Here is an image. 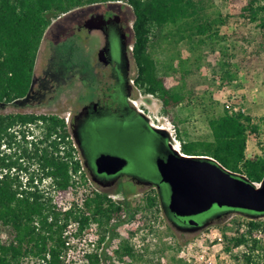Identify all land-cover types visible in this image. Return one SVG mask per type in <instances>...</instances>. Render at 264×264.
Returning a JSON list of instances; mask_svg holds the SVG:
<instances>
[{"label":"trees","instance_id":"16d2710c","mask_svg":"<svg viewBox=\"0 0 264 264\" xmlns=\"http://www.w3.org/2000/svg\"><path fill=\"white\" fill-rule=\"evenodd\" d=\"M115 1L120 0H0V103L10 104L25 99L30 93L39 50L52 25V18L80 7ZM220 1L233 15L214 17L209 14L208 9L214 7L215 0H125L134 13L135 89L157 98L162 103L163 113L177 124L178 107L190 102L194 92L192 89L189 94L176 91L168 77L159 75L149 49L160 31L173 27L181 34L179 40L196 37L211 40L212 31L218 36L216 26L228 25L232 17L248 24L256 23L260 32L251 38L255 48L249 56L245 54L241 58L240 66L248 73L262 61L264 0ZM233 36L249 43V37L243 33L236 32ZM199 44H205V41ZM219 53L227 68L231 69L233 62L229 59L232 57L227 52ZM225 76L229 82L237 78L229 71ZM28 124L35 125L40 131L31 149L25 138L26 131L22 129L20 132L25 143L17 144L19 151H0V264H25L26 260H34L36 264H66L63 260L67 250L65 233L72 223L78 224L75 236L97 224L102 231V244L111 227L133 215L129 214V204L117 203L110 195L98 191L87 197L82 207L63 211L60 203L76 185L74 177L79 176L82 185H88L89 181L83 173L79 152L73 146L68 124L57 115H0V147L3 142L10 147L16 143L14 133L9 131L11 128ZM208 124L211 139L180 141L182 153L211 157L251 183H261L264 179V153L255 158L247 157L249 136L259 137L260 128L245 113L243 106L210 116ZM22 175L28 177L27 185L22 183ZM45 179H50L51 183L43 185ZM36 180L40 185L35 184ZM145 200L150 210L160 206L156 191ZM211 210L249 215L244 230L238 229L231 238L225 236L227 244L224 249L238 264H264V215L217 206ZM122 249L123 256H135L129 244ZM240 249L241 252L236 253ZM87 259V264H102L98 251L87 254Z\"/></svg>","mask_w":264,"mask_h":264},{"label":"rangeland","instance_id":"374dc122","mask_svg":"<svg viewBox=\"0 0 264 264\" xmlns=\"http://www.w3.org/2000/svg\"><path fill=\"white\" fill-rule=\"evenodd\" d=\"M215 1L214 7L208 9L209 14L214 17L233 15L227 5L220 0ZM109 4L124 7L121 15L128 22L130 46L134 47L132 8L125 0ZM102 5L80 7L59 18H52V25L47 30L39 50L33 89L36 94H42L44 90L41 84L46 72L57 71L56 67L59 66L51 64L63 59L60 68L65 78L62 76L59 78V92H48L41 98L40 104H38L39 97L35 101L26 97L10 104L0 103V115L68 116L65 114L75 106L70 97L75 89L72 84L77 82L75 79H67L69 71L75 67L85 69L90 67L89 73L95 69L97 74V69L102 68L96 58L102 39L100 33L87 35L86 32L77 33L72 28L82 20L81 18L86 17L88 12L92 9H100ZM217 29L218 36H214L212 31L211 40L202 37L179 40L181 34L178 33V28L168 27L156 34L150 46L149 50L159 75L168 77L176 91L189 94L192 89L194 92V98L190 102L186 101L178 107L175 115L178 124L163 113L162 103L157 98L136 89L132 98L138 102L144 111L143 115L153 128L164 127L171 148L177 147L179 153H182L180 141L211 139L208 124L210 116L221 114L231 107L243 106L245 113L250 115L253 123L260 128L259 137L250 135L247 145V157L255 158L264 153V53L260 64L255 62V67L250 68L248 73L242 71L240 64L241 58L245 54L249 56L255 48L251 38L259 34L260 28L256 23L248 24L232 17L228 25H218L215 30ZM236 32L247 35L249 43L238 41L233 36ZM200 41H205V44H199ZM220 51L227 52L232 57L229 59L233 62L231 69L225 65ZM134 65L132 78L135 79L137 76L135 62ZM228 71L237 76L234 81L229 82L225 79ZM75 181H79L80 184L72 187L62 204L60 203L63 211L70 205L72 208H80L83 203L81 200L97 191L95 185L89 181L88 185H82L80 178ZM120 190L116 187L109 194L116 202L129 204V214L133 217L130 218L128 215L122 223L111 227L102 244H100L102 231L97 224H92L89 231L78 236L65 235L71 243V251L66 256V261L68 260L70 264H85L87 254L96 251L101 255L102 264H238L232 255L225 252L224 248L227 244L225 236L231 238L236 235L238 229L244 230L249 215L241 212H226L204 230L187 234L172 228L161 206L151 210L147 208L145 199L149 194L155 193L154 189L142 187V190L129 196H124ZM262 219L264 222V217ZM75 229L76 225L72 223L67 230ZM262 236L264 239V233ZM127 244L133 247L135 254L133 258L122 255V248ZM239 252L241 249L236 253ZM25 264L36 263L34 260H26Z\"/></svg>","mask_w":264,"mask_h":264},{"label":"flooded vegetation","instance_id":"af4514ba","mask_svg":"<svg viewBox=\"0 0 264 264\" xmlns=\"http://www.w3.org/2000/svg\"><path fill=\"white\" fill-rule=\"evenodd\" d=\"M123 10L122 5L103 4L100 9L88 12L72 28L87 35L100 33L102 39L96 58L102 68L97 69V74L95 69L89 73L90 67H75L69 71L67 79L77 81L72 84L75 89L70 96L75 106L65 114H68L67 117L61 118L67 121L71 139L83 164V173L98 192L110 195V191L117 187L124 196H129L142 190V187L154 189L172 228L187 234L200 232L220 219L225 211L210 210L212 212L188 218L163 210L162 203H168L170 190L160 181L156 161L165 158L172 148L167 133L157 132L132 102L135 89V79L132 78L134 49L131 50L130 46L128 22L121 15ZM63 62L60 59L58 63L51 64L59 67H56L57 71L46 72L41 84L44 92L36 94L32 85L27 98L35 101L39 97L40 104L41 98L48 92H57L59 78L64 77L60 68ZM35 82L34 75L33 84ZM103 154L125 158L127 164L117 174L99 172L96 160ZM191 220L197 224H190Z\"/></svg>","mask_w":264,"mask_h":264},{"label":"water","instance_id":"95a60500","mask_svg":"<svg viewBox=\"0 0 264 264\" xmlns=\"http://www.w3.org/2000/svg\"><path fill=\"white\" fill-rule=\"evenodd\" d=\"M166 133L164 130L155 129ZM127 164L125 158L103 154L96 160L99 172L112 175ZM160 181L169 187L163 210L178 217H196L214 206L264 215V179L256 187L208 156L179 153L175 149L156 161ZM190 224H197L191 220Z\"/></svg>","mask_w":264,"mask_h":264},{"label":"built area","instance_id":"2783aa9c","mask_svg":"<svg viewBox=\"0 0 264 264\" xmlns=\"http://www.w3.org/2000/svg\"><path fill=\"white\" fill-rule=\"evenodd\" d=\"M131 50H133V46H131ZM133 102V104L136 106V108H138V110L140 111V112H142V114H144V111L141 109V107H140V105L138 104V102L136 101V100H133L132 101ZM157 129H159V130H163V128L164 127H156ZM24 130V131H26L25 132V135H26V141H28V146H29V149H31L32 148V142L33 141H36V136H38V135H40V131L39 130H37L36 128H35V125H33V124H28L27 126H24V127H20L19 125L18 126H15V127H13V128H11L9 131L10 132H12V133H14V135H15V139H16V143H14L13 144V146L12 147H10L9 145H7L5 142H3L2 143V145H1V147H0V151H4V152H11V151H19V148H18V146H17V144L18 143H25L24 141H23V135H22V133L20 132V130ZM40 138H42V136H39ZM72 140V139H71ZM73 146H74V148L76 149V146L73 144ZM65 148H62V150H64ZM14 172V171H13ZM75 178V180L76 179H79L77 176H75L74 177ZM21 181H22V183L24 184V185H27V182H28V177L26 176V175H22L21 176ZM51 183V180L50 179H45L44 181H43V185H48V184H50ZM75 183H76V185H78V184H80V182L78 181V182H76L75 181ZM35 184H37V185H40V183H39V180H36V182H35ZM260 184L261 183H257V184H254L256 187H260ZM72 189H70V191H71ZM70 193V192H69ZM84 201H85V199L84 200H81V202H83L84 203ZM83 203H82V205H83ZM62 204V203H61ZM81 205V206H82ZM61 206V205H60ZM72 208V205H70V207L69 208H66V209H64V211H67V210H69V209H71ZM74 225H76V229L74 230V231H70V230H67L66 231V233H65V235L67 236V235H70V236H75L76 234H77V232H78V230H77V228H78V224H74ZM71 243L70 242H68V240H67V242H66V247H67V250H66V252H65V254L63 255V260L65 261V263L66 264H70L69 263V261L67 260L66 261V256L69 254V252L71 251ZM88 263V259H86V263L85 264H87Z\"/></svg>","mask_w":264,"mask_h":264},{"label":"bare ground","instance_id":"6f19581e","mask_svg":"<svg viewBox=\"0 0 264 264\" xmlns=\"http://www.w3.org/2000/svg\"><path fill=\"white\" fill-rule=\"evenodd\" d=\"M177 151H178V148L177 147H174Z\"/></svg>","mask_w":264,"mask_h":264}]
</instances>
